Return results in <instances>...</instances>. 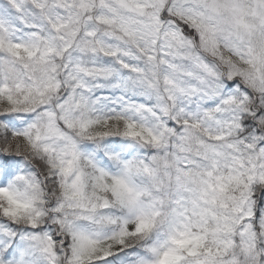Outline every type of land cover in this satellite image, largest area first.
<instances>
[{"label": "snow or ice", "instance_id": "6c2138e0", "mask_svg": "<svg viewBox=\"0 0 264 264\" xmlns=\"http://www.w3.org/2000/svg\"><path fill=\"white\" fill-rule=\"evenodd\" d=\"M0 264H264V0H0Z\"/></svg>", "mask_w": 264, "mask_h": 264}]
</instances>
